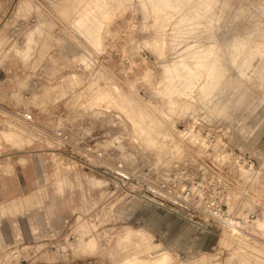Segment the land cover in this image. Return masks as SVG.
I'll return each instance as SVG.
<instances>
[{
    "label": "rangeland",
    "instance_id": "obj_1",
    "mask_svg": "<svg viewBox=\"0 0 264 264\" xmlns=\"http://www.w3.org/2000/svg\"><path fill=\"white\" fill-rule=\"evenodd\" d=\"M162 1L0 0V44L16 42L8 46L7 70L33 64L54 80L33 97L47 128L57 106L74 103L73 115L100 119L105 129L121 125L154 162L174 139L184 149L172 164L186 155L177 135L185 119L200 113L219 121L232 145L261 168L251 205L263 218L264 0ZM4 115L0 264L22 240L39 245L35 234L46 219L99 213L104 234L59 240L77 248L62 257L66 264H264V230L257 225L238 233L218 225L213 236L136 198L116 201L112 183L70 161L65 143ZM89 220L82 227L92 230ZM60 255L34 257L47 264Z\"/></svg>",
    "mask_w": 264,
    "mask_h": 264
},
{
    "label": "built area",
    "instance_id": "obj_2",
    "mask_svg": "<svg viewBox=\"0 0 264 264\" xmlns=\"http://www.w3.org/2000/svg\"><path fill=\"white\" fill-rule=\"evenodd\" d=\"M11 44H16L12 37L7 44L6 41L0 44V115L6 112L7 121L65 143L70 161L112 183L116 201L136 198L145 206L162 209L196 231L217 232L218 225H225L238 233L253 227L260 211L253 208L251 202L253 191L260 187L257 178L261 168H255L246 150L232 145V138L219 121L200 113L185 119L177 135L186 143L187 153L167 168H159L148 152L140 154L136 142L121 125L105 129L106 123L105 127L101 126L100 119L73 115L70 107L74 103L68 107L57 106L49 117L51 128H47L36 116L33 97L42 85L54 80L43 73L42 66L33 64L23 67L20 73L7 70ZM81 66L78 64V69ZM241 200L249 202L245 206L237 204ZM103 215L99 213L92 219L89 215L76 214L57 222L46 219L35 234L40 244L29 248V245H21L27 242L22 240L20 246L14 244L11 250L8 247L9 256L2 264L8 260L27 264L42 253L65 254L68 258L77 248L60 245L59 240L74 243L96 231L104 234L107 224ZM89 219L96 224L92 230L82 227Z\"/></svg>",
    "mask_w": 264,
    "mask_h": 264
},
{
    "label": "bare ground",
    "instance_id": "obj_3",
    "mask_svg": "<svg viewBox=\"0 0 264 264\" xmlns=\"http://www.w3.org/2000/svg\"><path fill=\"white\" fill-rule=\"evenodd\" d=\"M152 1V0H151ZM163 1H165V0H163ZM162 1V2H163ZM173 0H171V2H172ZM155 2H156V0H155ZM164 3H166V2H164ZM174 3V2H173ZM158 4V3H157ZM162 4V3H161ZM168 4H169V1H168ZM171 4V3H170ZM169 4V5H170ZM178 4V3H177ZM153 5H155V4H153ZM165 4H163V6H164ZM167 5V4H166ZM173 5V4H172ZM150 6V5H149ZM151 6H152V4H151ZM159 6V5H158ZM160 7V6H159ZM19 8V7H18ZM155 13H156V11H155ZM184 18V17H183ZM189 24V23H188ZM196 54V53H195ZM190 86H192V85H190ZM160 122V121H159ZM153 139H154V142L156 141V142H158V140L156 139V136L155 137H153ZM165 148L167 149V153H166V155L165 156H163V157H160V158H158L157 159V161H156V163H157V165L159 166V168H167L168 166H170V164H172V157H174V156H176V155H179L180 154V152L184 149L183 148V145L180 143V142H178V141H176L175 139L174 140H171V142H169V143H166V145H165ZM169 164V165H168ZM261 178V177H260ZM254 186H256V185H254ZM248 200V199H247ZM247 200H241V201H239V202H237V204H240V205H243V206H245V205H247L248 204V202L249 201H247ZM258 226L259 228H257V230H264V217L263 218H257L255 221H254V224H253V227H255V226ZM203 232V231H202ZM204 232H206V233H209L210 235H213V236H217V232H215V231H204ZM162 252V251H161ZM162 254V253H161ZM165 257V256H164ZM129 261V264H131L132 262V260L130 259V260H128ZM251 262V261H250ZM252 263V262H251ZM255 263V262H254ZM259 263V262H258ZM262 263H264V262H262Z\"/></svg>",
    "mask_w": 264,
    "mask_h": 264
},
{
    "label": "crops",
    "instance_id": "obj_4",
    "mask_svg": "<svg viewBox=\"0 0 264 264\" xmlns=\"http://www.w3.org/2000/svg\"><path fill=\"white\" fill-rule=\"evenodd\" d=\"M10 63H11V61H10ZM9 63V64H10ZM57 255H59V254H57ZM65 254H61L60 256H57L56 257V259L54 260V261H52V262H50V263H47V264H66L65 262H64V260L62 259V257L64 256ZM40 256V255H39ZM38 256V257H39ZM27 264H44V263H42V262H40V260H37V259H34V261H31V262H28Z\"/></svg>",
    "mask_w": 264,
    "mask_h": 264
}]
</instances>
